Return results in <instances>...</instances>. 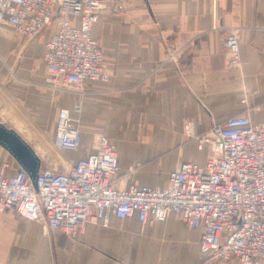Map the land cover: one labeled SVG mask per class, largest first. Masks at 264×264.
Instances as JSON below:
<instances>
[{"label":"crops","instance_id":"obj_1","mask_svg":"<svg viewBox=\"0 0 264 264\" xmlns=\"http://www.w3.org/2000/svg\"><path fill=\"white\" fill-rule=\"evenodd\" d=\"M229 32L239 35V68L227 67ZM48 33L23 41L0 26V122L40 161L60 108L82 130L77 150L54 146L67 167L92 153L102 132L117 151L116 188H163L179 162L203 165L208 146L198 149L184 136L186 120L198 134L235 115L264 121V0H128L122 14H101L91 35L110 79L85 80L83 94L54 91L45 81ZM3 163L8 175L21 167L0 145ZM5 214L0 264H224L200 253L201 230L173 212L164 220L102 221L90 214L73 238L60 230L47 237L38 223Z\"/></svg>","mask_w":264,"mask_h":264},{"label":"built area","instance_id":"obj_2","mask_svg":"<svg viewBox=\"0 0 264 264\" xmlns=\"http://www.w3.org/2000/svg\"><path fill=\"white\" fill-rule=\"evenodd\" d=\"M127 1L0 0V25L25 40L47 29L45 81L54 91L82 93L85 80L110 79L92 27L104 11L122 14ZM224 45L229 66L239 68L238 35L229 33ZM72 121L68 108L58 110L56 148L80 147L82 130ZM183 131L198 149L207 145L208 155L203 165L179 162L163 188H116L117 152L101 133L94 151L63 171L40 167L35 186L25 169L8 175L9 166L0 164V213L12 211L38 223L43 232L60 230L73 238L90 214L102 221L110 216L164 220L173 212L187 227L201 230L198 249L208 259L264 264V121L235 115L198 134L187 120Z\"/></svg>","mask_w":264,"mask_h":264},{"label":"water","instance_id":"obj_3","mask_svg":"<svg viewBox=\"0 0 264 264\" xmlns=\"http://www.w3.org/2000/svg\"><path fill=\"white\" fill-rule=\"evenodd\" d=\"M0 145L10 152L25 169L36 185V177L40 169V159L32 148L11 128H7L0 122Z\"/></svg>","mask_w":264,"mask_h":264},{"label":"rangeland","instance_id":"obj_4","mask_svg":"<svg viewBox=\"0 0 264 264\" xmlns=\"http://www.w3.org/2000/svg\"><path fill=\"white\" fill-rule=\"evenodd\" d=\"M105 12H112V11H104V12H102V14L103 13H105ZM112 13H114V12H112ZM0 26H2V25H0ZM5 26V25H4ZM49 32V31H48ZM15 33V32H14ZM229 33H236L237 35H238V33L237 32H229ZM228 33V34H229ZM16 34V36H19V38H21V40H23V41H30V40H25L23 37H21L19 34H17V33H15ZM227 34V35H228ZM226 35V36H227ZM226 38V37H225ZM225 40V39H224ZM238 40H239V35H238ZM227 52H228V50H227ZM229 53V52H228ZM229 57H230V54H229ZM229 57H228V61H227V67H230L229 66V64H228V62H229ZM239 58H240V56H239ZM231 68H238V67H231ZM83 93H85L84 92V88H83V92L82 93H79V94H83ZM187 121V120H186ZM185 123V122H184ZM104 134V133H102V132H99V134ZM183 133H184V131H183ZM105 135V134H104ZM106 136V135H105ZM184 136H186V137H188V138H191V137H189V136H187V135H185V133H184ZM107 137V136H106ZM193 139V138H192ZM195 140V139H194ZM110 141V140H109ZM111 142V141H110ZM115 146V145H114ZM116 149V148H115ZM41 150H42V152H43V154H45V153H47V152H49V153H47L48 155L46 156V158H44L42 161H40V167H42V168H44V167H49V168H53L54 170H57V171H63L66 167H67V162H66V160L67 159H65V157H64V155H62L61 154V152H63V151H59V150H57L55 147H54V145H53V143H52V140H50L48 143H44V144H42L41 145ZM117 152V151H116ZM64 159V160H63ZM66 166V167H65ZM133 169V168H132ZM5 213H9V215H11V216H16V214L14 213V212H12V211H8V212H4V213H0V220L3 218V216H5V215H8V214H5ZM52 231H46V232H43V230L41 229V233L42 234H44L45 236H47V237H49L50 236V233H51ZM68 236V235H67ZM77 236V235H76ZM75 236V237H76ZM70 237V236H69ZM223 262L224 264L226 263V264H238V262H237V260H236V258H231V259H229V260H226V261H220V260H213V262Z\"/></svg>","mask_w":264,"mask_h":264}]
</instances>
